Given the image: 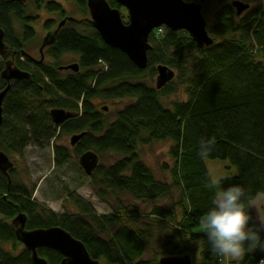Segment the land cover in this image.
Returning <instances> with one entry per match:
<instances>
[{"label": "trees", "instance_id": "1", "mask_svg": "<svg viewBox=\"0 0 264 264\" xmlns=\"http://www.w3.org/2000/svg\"><path fill=\"white\" fill-rule=\"evenodd\" d=\"M67 1L77 6L82 18L67 21L58 30L40 62L27 53L35 38L32 23L38 18L26 13L27 4L61 19L67 17L63 6L54 0H27V4L0 0L6 52H0V92L9 85L1 104L0 150L22 156L30 145L44 149L52 143L53 166L60 167L70 158L68 150L57 144L60 135L84 133L73 146L77 155L93 151L98 158L107 153L121 157L109 166L99 163L90 176L92 190L111 213L98 214L89 201L68 189L65 200L75 211L54 212L33 198L35 187L13 180L14 169L8 174L0 171V264H33L28 250L12 254L3 247L11 244L14 251L21 244L12 224L20 213L26 217L25 229L60 227L81 241L100 264H159L165 256H190L191 243L207 241L201 221L212 210L218 187H244L256 221L251 204L264 196V0H240L259 3L241 15L232 6L235 0H224L215 23L206 25L213 39L207 47H197L183 30L164 27L158 35L153 30L143 70L102 41L89 20L86 0ZM106 1L112 8L124 9L115 0ZM184 1L203 8L210 0ZM43 26L46 34L54 28L51 20ZM65 55L76 56L77 72L59 70ZM22 57L24 62L19 60ZM7 61L29 77L4 79L1 73ZM159 65L175 76L156 89L151 83ZM179 85L184 86L186 99L163 103ZM117 99L129 102L108 122L96 102ZM52 109L71 112L73 117L56 125L50 117ZM209 137L215 138L213 151L198 156L200 142ZM165 141L171 143L170 182L156 179L137 152L139 145ZM205 159L227 160L235 175L210 186ZM108 196L115 197L116 208L108 203ZM122 197L152 202V219L122 203ZM164 200L169 201L167 207L159 204ZM37 253L48 264L62 260L54 249L40 248ZM201 254L199 264H223L217 256L211 257L207 247ZM238 264H264V252L247 250Z\"/></svg>", "mask_w": 264, "mask_h": 264}, {"label": "water", "instance_id": "2", "mask_svg": "<svg viewBox=\"0 0 264 264\" xmlns=\"http://www.w3.org/2000/svg\"><path fill=\"white\" fill-rule=\"evenodd\" d=\"M7 2L24 3L26 0H6ZM128 12V22L122 21L120 11L112 8L106 0H86L89 12V20L94 29L100 35L102 41L124 53L128 59L139 69L143 70L147 65V51L150 49L148 42L151 32L158 27H165L170 31H185L197 47H207L213 43V39L206 30V21L202 15V5L197 2L184 0H115ZM237 15H241L250 9L248 3L240 0L232 2ZM71 17L62 19L53 32H48L42 40L39 52L40 62L43 61V50L54 42V36L66 21H73ZM4 32L0 28V52L5 55L3 43ZM77 63L60 66L59 70L77 72ZM156 89H161L173 80L175 74L167 66L159 65L156 68ZM1 76L7 81L27 79L29 73L14 66L7 61ZM9 85L0 92V124L2 121V100ZM104 111L106 107H103ZM50 117L54 124L60 125L71 119L73 114L63 109H52ZM84 133L75 134L70 139V145L74 146ZM79 166L87 176H92L99 164L98 155L93 151H86L79 156ZM13 169V164L7 154L0 150V171L8 174ZM26 217L18 214L12 224L15 226L17 240L24 249L31 253L33 264H48L38 256L40 248L54 249L62 255L59 264H100L90 257L83 243L60 227L25 229ZM159 264H192L189 255L165 256L159 259Z\"/></svg>", "mask_w": 264, "mask_h": 264}, {"label": "rangeland", "instance_id": "3", "mask_svg": "<svg viewBox=\"0 0 264 264\" xmlns=\"http://www.w3.org/2000/svg\"><path fill=\"white\" fill-rule=\"evenodd\" d=\"M54 1L60 3L63 6L67 17H71L74 20H80L82 18L77 6L74 3L68 2L67 0ZM224 3V0H210L209 4L202 8V15L206 21V25H212L215 23V14ZM244 3H248L250 8L259 5L258 1H248ZM27 12L38 16V18L32 23V27L35 31V38L29 43L27 53L34 60H39L41 58L39 49L47 32L43 26L44 22L46 20H51L55 28L62 19L60 16H58V14H50L42 9L38 11L35 9V7H33L32 4H27L26 13ZM120 14L124 17L123 19L127 23V10L125 8L121 9ZM54 28H52L51 32L55 30ZM15 60L16 58H14V61ZM19 60L24 62L23 57ZM61 62L63 65L69 63L72 64L77 62V58L76 56L65 55L61 58ZM69 72L70 71H64V74ZM155 81L156 78L153 79L151 85H154ZM177 88L178 89L175 94L168 96L167 98H163L162 102L167 104L168 102L171 103L172 101L185 100L184 86L179 85ZM128 102V99H117L106 102L98 100L96 104L98 108L106 107L104 116L108 122H111L114 120L115 112L121 109ZM72 136V134L63 133L58 138L57 144L65 147L70 154L69 160L60 167L53 166L52 143L49 147L44 149H38L37 147L30 145L24 150L22 156L16 155L14 153H7V156L13 164V180L25 184L27 188L35 187L33 198L54 212L61 213L64 210L75 211L73 205H70V203L65 200L66 189H68L70 191H75L76 194L89 201L98 214H110L111 207H108L96 197L89 183L90 177L87 176L79 166L78 159L80 155H77L73 151L74 147L70 145V139ZM170 144L171 143L169 141L152 142L145 145H139L137 150L139 159L153 172L155 178L164 182H170L171 180L169 168L172 166V159L168 154ZM120 158L121 157L116 154L107 153L102 157H99V163L104 166H109ZM205 164L211 178H226L235 175V169L230 166L227 160L205 159ZM177 196L178 191H174V198H177ZM107 201L114 208L117 207L115 197L108 196ZM121 202L126 205H131L133 208H135V210L143 215L148 214L146 217L152 219V217L149 216L153 206L152 202L143 203L141 201L133 200L129 197H122ZM159 204L167 207L169 205V201H160ZM251 206L255 220L263 221L264 196H258ZM3 247L12 254H18L24 248L22 244L16 245L14 251L11 244H4ZM205 247H207L209 251V245L207 241L191 243V251L189 254L192 264L200 263L202 260L201 252ZM210 255L211 257H214L213 254L210 253ZM145 257L149 258L150 256L148 253H146ZM223 262H225V264L230 263V261L226 259H224Z\"/></svg>", "mask_w": 264, "mask_h": 264}, {"label": "clouds", "instance_id": "4", "mask_svg": "<svg viewBox=\"0 0 264 264\" xmlns=\"http://www.w3.org/2000/svg\"><path fill=\"white\" fill-rule=\"evenodd\" d=\"M214 145V137L202 140L197 155H210ZM223 179L212 177L210 186L221 185ZM212 204V210L201 221L211 254L238 264L247 250L264 252V221H253L244 187L240 184L218 187Z\"/></svg>", "mask_w": 264, "mask_h": 264}, {"label": "built area", "instance_id": "5", "mask_svg": "<svg viewBox=\"0 0 264 264\" xmlns=\"http://www.w3.org/2000/svg\"><path fill=\"white\" fill-rule=\"evenodd\" d=\"M162 32V28H158L157 29V34H160ZM218 258V262L219 263H224L223 261H224V258H221V257H217Z\"/></svg>", "mask_w": 264, "mask_h": 264}, {"label": "crops", "instance_id": "6", "mask_svg": "<svg viewBox=\"0 0 264 264\" xmlns=\"http://www.w3.org/2000/svg\"><path fill=\"white\" fill-rule=\"evenodd\" d=\"M252 204H253V202H252ZM252 204H251V205H252Z\"/></svg>", "mask_w": 264, "mask_h": 264}, {"label": "bare ground", "instance_id": "7", "mask_svg": "<svg viewBox=\"0 0 264 264\" xmlns=\"http://www.w3.org/2000/svg\"><path fill=\"white\" fill-rule=\"evenodd\" d=\"M66 22H67V21H66ZM66 22H65V23H66Z\"/></svg>", "mask_w": 264, "mask_h": 264}]
</instances>
